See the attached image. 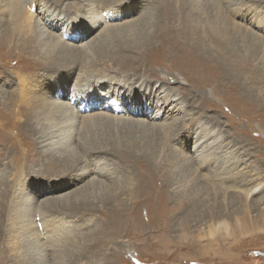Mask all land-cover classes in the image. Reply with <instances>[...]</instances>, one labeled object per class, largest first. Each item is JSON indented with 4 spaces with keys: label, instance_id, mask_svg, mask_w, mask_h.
Here are the masks:
<instances>
[{
    "label": "rangeland",
    "instance_id": "rangeland-1",
    "mask_svg": "<svg viewBox=\"0 0 264 264\" xmlns=\"http://www.w3.org/2000/svg\"><path fill=\"white\" fill-rule=\"evenodd\" d=\"M61 1L71 0L50 2ZM133 1L129 18L137 24L136 32L154 35L146 46L152 57L142 56L154 75L140 71L139 76L148 83L159 76L181 80L182 86L168 85L175 91L185 89L188 116L214 131L218 143L250 169L248 175L255 182H261L260 192L246 198L231 196L225 186L218 191L201 188L176 153L188 134L187 121L168 136L127 126L112 131L102 123L86 129L90 139L81 135L84 146L110 148L121 143L125 147L126 154H102L118 175L115 186L122 189L123 207L103 201L109 191L74 194L87 181L76 182L81 171L48 170L34 135L4 129L0 134L5 142H0V167L6 172L0 186V264H41L34 246L16 228L19 220H35V213L26 207L30 199L36 200L34 208L47 215L48 223L60 224L54 264H264V32L243 21L251 12L264 16V0H223L218 19L203 3L200 14L192 17L198 32L194 40L187 39L189 47L164 41L161 31L162 26L171 30L173 20L179 25L181 13L189 8L187 0ZM30 11L36 13L33 7ZM5 64L0 61V90L10 92L17 87V73L29 72L30 64L15 59ZM2 134L10 140L2 139ZM133 139L137 146L132 149ZM21 163L27 166L23 173ZM39 187L49 190L34 196ZM63 194L65 199L58 198ZM219 210L222 216L209 220L207 215ZM236 217L246 221L241 233L236 230L232 237H221L223 232L218 231L217 240L207 234L208 227L222 220L236 228Z\"/></svg>",
    "mask_w": 264,
    "mask_h": 264
},
{
    "label": "bare ground",
    "instance_id": "bare-ground-1",
    "mask_svg": "<svg viewBox=\"0 0 264 264\" xmlns=\"http://www.w3.org/2000/svg\"><path fill=\"white\" fill-rule=\"evenodd\" d=\"M50 1L0 0V61L3 65L12 59L30 64L29 72L17 73L15 89L7 92L3 87L0 90V134L4 129L18 128V133L34 135L48 170L60 173L79 170L76 182L87 179L74 194L109 191L103 201L123 207L122 189L118 191L115 186L118 175L103 160L102 154L106 151L115 155L116 151L126 154L125 147L116 142L115 147L110 148L100 144L99 147L84 146L81 135L89 138L91 135L86 129L102 123L112 131L127 126L134 131L141 129L168 136L171 130L176 131L179 123L187 121L188 134L180 140L181 148L176 153L182 163L188 165L186 169L191 170L201 188L218 191L225 186L231 196L236 193L246 198L260 192L258 185L261 182H255L256 179L248 175L250 169L246 170L247 166L235 159V154L218 143L214 131H207L196 119L188 116L185 89L179 87V91H175L168 85L173 82L181 85V80L159 76L148 83L139 76L140 71L148 72L151 77L154 75V70L142 59L147 53V56L151 55L146 46L152 44L154 35L148 36L147 31L141 36L136 32L137 24L129 18L134 10L131 6L136 4L133 0H71L56 5ZM166 1L172 3L176 0ZM222 1L187 0L189 8L181 13L179 25L173 20L171 30L162 26L163 40L166 38L171 44L180 46L190 41L187 39L194 40L198 28L192 17L199 15L200 6L206 3L218 19ZM32 7L35 14L30 11ZM244 19L264 32V16L251 12ZM196 65V70L200 71L199 64ZM189 134L193 135L192 139L186 140ZM5 136L2 139L8 142L9 137ZM131 145L132 149L137 146L136 139ZM25 167L20 164V173ZM5 173L4 167H0V186ZM48 190L39 187L34 196ZM64 197L65 194L58 196ZM99 202L102 201L99 199ZM36 203L30 199L26 204L27 209L35 213V220H19L21 224L16 228L34 246V254L41 264L44 261L54 264L53 248L60 224L57 221L48 223L47 215H43L38 207L34 208ZM221 216L220 210L207 215L209 220ZM235 222L236 228H231L225 220L214 223L208 227L207 234L215 239L218 231H222L221 237H232L236 230L241 233L246 224L243 218L236 217ZM219 250L217 248L216 252Z\"/></svg>",
    "mask_w": 264,
    "mask_h": 264
}]
</instances>
